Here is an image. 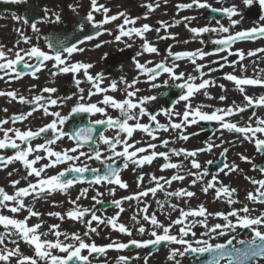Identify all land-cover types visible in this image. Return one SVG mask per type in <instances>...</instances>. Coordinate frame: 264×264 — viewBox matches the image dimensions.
I'll return each mask as SVG.
<instances>
[{"label": "snow or ice", "instance_id": "1", "mask_svg": "<svg viewBox=\"0 0 264 264\" xmlns=\"http://www.w3.org/2000/svg\"><path fill=\"white\" fill-rule=\"evenodd\" d=\"M10 2H19V0H10ZM243 4L248 7L253 5L254 0H242ZM259 7L261 10H264V0H258ZM91 10L87 13L85 17V21L95 29H97L95 36H100L103 34L99 29L102 28L104 24H108L112 21L120 19L123 17V23L118 25L119 34L115 36V41L121 42L122 37H127L129 39L135 37H140L143 40L141 45L142 51L137 52L136 56H140L143 53H157L158 50L155 46H153L146 38L145 33L151 31V27L148 24H144L141 27H129L126 28V25H135L136 19H130L126 16L125 13L120 12L116 15L109 16L107 13L109 9L102 4H98L97 0H90ZM195 5L198 8H210L211 6L205 2H201V0H192L190 4H182L177 7L180 9L192 8ZM73 11H75V7L69 5ZM148 11H154L155 7H159L158 4L155 6L152 4L145 5ZM212 11H217L223 13L230 21L231 26H236L239 21L232 19L234 16L240 15L238 9L235 5L226 8H212ZM43 15L39 18V22H48V23H59L60 16L57 13H52L55 17V20H51L49 18V12L47 9L42 10ZM103 12L104 18L101 21H96L94 18V13ZM147 18V16H145ZM14 19H21L20 17H14ZM138 19V18H137ZM185 19H190L186 17ZM261 20H264V15L260 16ZM25 24H29V20L27 18L23 19ZM161 26L165 29L170 25L165 24L164 22H160ZM219 25V21H217ZM30 27L34 33H39L40 29L37 26V22H31ZM188 27V25H185ZM83 28V25H81ZM19 32V30H17ZM104 31H108V34L112 33L105 29ZM157 32L160 29H156ZM190 32L199 36L203 33L209 32H220L227 33L228 35L213 40L212 43L215 45H219L216 49L217 52H222L231 49L232 44H234L237 40H254L256 38L264 37V25H260L258 27H253L248 30L238 31L234 34L230 33L229 27H224L223 25H219L218 28H210V27H200V28H190ZM21 38L24 43H29L30 38L24 36L21 33ZM167 37H161V39H165ZM94 36H86L85 40H92ZM84 41H80L83 43ZM187 42V41H185ZM204 43L203 40L200 41ZM19 43V41H17ZM126 47H131V44H126ZM95 47H101L100 44L95 45ZM49 48H53L54 51L50 54L41 50L37 46H32L29 49H21L20 51L15 52L14 58H8L6 51L3 49V46H0V80L5 79L7 77L9 80H19L24 75H31L34 79L37 78V73H39L43 68L46 67L45 62L52 61V67L56 71L51 72L52 76H56L58 74H73V81L76 86L79 88L81 81L76 78V74L80 73L83 70V74L87 82L92 85V89H89L87 95L91 98L93 95H97L100 93H106L109 90L117 91L118 84L116 81H113L108 88L100 87V84L103 80L102 74H97L95 77L90 75L88 70L93 67L92 64L82 63V62H70V58L75 52H83L84 49L77 46V44H71L70 46H66L64 43L60 41H55L49 43ZM8 52H11L12 49H8ZM23 53V55L21 54ZM257 53H264V48L256 49L255 51H248V56H255ZM229 55H237L240 60H243L245 54L237 50L235 53L229 51ZM107 54H105L106 56ZM209 53L197 49L194 52H179L172 53L169 51V56L173 57L175 60H180L187 58L193 64L196 65L195 70L200 73V76L203 77L204 73L202 69L205 67L201 64H196V59H203ZM27 57V59H25ZM222 59L227 60V57H222ZM31 61H35L33 64ZM133 61L135 64V68L138 69L141 74H148L149 80H155L161 73H167L172 80H183L184 82L181 84H177L176 87L183 90V94L179 96V101H185V110L182 113V117L179 123L171 122L169 126L161 125L156 120V115H152L147 112L146 108L143 106L147 101L155 100V96H148L138 98L137 100H133L134 97L137 96L139 89H135L134 85L137 83L136 80H133L132 83H128L124 80L123 77L120 78V83H124L126 85V89H134V90H126V95L123 100H117L113 96L104 95L103 99L99 102L103 104L105 107H99L97 103H85L84 96L81 95L77 101V103L71 108L68 116H62L60 112H50V106H57L60 98H52L51 96L45 97L42 94L34 96L31 100L26 99L24 96L19 95L16 91H0V96H6L11 98L13 101H18L21 104H33V107L30 111L26 113H21L19 115H13L10 119L13 124L17 122H22L26 120L28 117L32 116L34 111L42 110L45 115L52 116L53 119L50 123L40 127L37 131L25 130L21 131L15 128H4L3 125L9 123L8 119L0 120V132L3 133V138L0 139V149H14V155L7 157H0V164L4 167L7 164L12 163L14 161H19L27 171V175L30 177H35V182H29L26 187L16 188L14 194H8L3 188H0V208H8V210L12 213H18L21 210L27 209L28 215L24 217V219H16L9 217L7 215H0V226L3 227L5 231L0 232V262L3 264H10L11 258L16 257L15 264H91L90 257L93 254H104L107 249H117L123 250L129 247V244L134 245L136 248H148L149 246H160L162 244H178L183 246V250L180 249H172L168 255L169 260H175V257L178 255L180 257H184L186 253L196 254L197 256L203 255L205 253L208 254L207 259L203 260L201 264H220L222 260H227L228 264H256L257 259H264V212H261L259 215H252L253 210L250 209L247 204H245L240 209H232L228 213L217 212V213H208L207 209L203 205H199L197 208L193 209L191 207L178 208V205L169 204L168 207L172 211H179V216L175 220H171L168 225H164L157 219L155 213L149 215L148 214V205L140 209V212L143 213V220L149 222L153 226V230L147 233L151 238L147 240H135L132 239L128 243H110L105 246H98L94 242L88 243L85 241L82 236L77 232L65 233L59 231V225H50L49 232H40L39 229L42 227L41 223H37L35 225L29 226L28 220L31 217H39L41 214L39 212L34 211L32 208L27 207L24 203L23 198L28 196H34V198H39L41 194L51 195L54 192L66 193L69 188L75 185L78 182H87L93 185H116L121 189H126L128 184L121 179L120 172L121 169L119 167H115L117 159L123 160V168H127L129 163L135 165L136 167H143L145 164H151L157 157L163 158L165 163L161 165V171L165 169H180L184 167L182 164H176L170 162V156L168 152H157L154 149L157 147L156 144H148L147 148L145 147H136L135 145L140 143L136 141L134 143H129V139L132 137L133 132L136 130L145 132L148 136H150L153 140L157 139V136L154 135V132L163 130L168 131L169 127L172 130H180L184 127L192 124H197L199 121H216L219 123L220 128L227 130L230 133L239 134L242 136L244 140L249 141L254 144L255 150L258 153L264 155V118L257 116L256 112L253 111L251 115L248 117V120L244 123L243 126H240L238 123L226 121L225 117L235 115L237 113H243L249 108H258L264 107V95L259 97H251L246 94L244 86H260L264 87V79L261 78H248V77H237L233 74H225V79L234 82L238 91L244 96V101L246 102L243 105H236L233 102V105L228 106L227 108H217L212 112H205L202 110V106L193 107L190 103L191 98L201 90H205L208 87L214 84L213 81L208 79H202L200 83H194L197 77L192 75L185 76L184 73H176L174 69L178 67V65H173L172 67L166 66L164 63H158L155 67H146L144 64H141L135 57H133ZM217 63V62H214ZM235 63V62H233ZM22 65L23 69H30V72H24L18 68V66ZM224 65H220L223 67ZM243 65L241 68L243 70ZM209 71H216V69H209ZM167 83V81L165 82ZM33 87H35L33 85ZM152 87H159V85L153 83ZM223 89V85L220 86ZM57 91L54 87H45L41 90L42 93H55ZM79 92L83 93L84 89L79 88ZM204 95L209 99L212 97L208 94L207 91H204ZM64 100L72 99L71 96H67L63 98ZM219 99L221 101L225 100V96H220ZM112 108L114 110H118L120 115L117 118H113L108 115L106 112V108ZM138 109L137 111H133ZM7 111V109H5ZM86 113L89 115H95L97 113L105 116V119L91 121L90 124L94 125H103L107 129H116V135L114 137H108L104 134V132H100L99 141L106 145L110 151V155L104 157L102 159L101 152L96 149L94 150V155L89 156L90 159L94 158L98 161H101L102 164L105 165L103 174H101L100 169L89 168L87 166L77 167V166H69L64 170L60 171L56 175H42L46 172V169L54 168L58 164L65 163L66 161H74L78 159L77 156L69 155V152L75 153L89 141L93 140V132L95 129L93 127L88 128H79L73 134L69 135L68 138L75 140L76 146L65 150L64 152L55 151L51 145H54L57 140L61 139L63 136L68 135L64 131H62L63 125L68 120L69 116L73 114H81ZM166 115L171 116L173 113L171 110L165 111ZM176 116H181V113H175ZM148 116L150 121L155 122V128H150L148 124H142L139 122V117ZM255 119V124L253 125L252 121ZM135 120V124H129V121ZM58 125L60 127H58ZM51 132L52 136L45 139V143L37 144L34 147L31 144V141L37 137H40L42 133ZM9 133L14 134V138L9 136ZM121 133L125 134L121 137ZM259 134V135H258ZM191 135H197V133H192ZM180 139L188 140L189 135H185L181 132ZM19 141L17 143L16 141ZM169 143L168 140H162L161 146H167ZM26 145V147H21V145ZM117 145H122V150L117 151ZM213 147H220V145L208 144L206 148H199L196 150L188 151L186 149H170L172 155L180 156L184 155L185 158H191L190 164L191 169H196L198 171L192 172L188 171V175L194 177L191 183L194 185L198 181L203 180V177L208 176L210 173L207 168L201 171V164L198 162L195 157L199 152L211 151ZM130 149H133L130 151ZM148 149H153L150 154L140 156V153H146ZM43 151L45 155L42 157L40 155H35L34 158H29L33 153H39ZM228 149L225 148L223 152H221V156H225ZM80 155L83 156L85 153L80 152ZM54 157V160H50L49 163L43 164L40 167H34L41 159H47ZM240 159L249 164H252L253 171H259L262 176H264V166L257 165L253 163L252 159L240 155ZM106 161H111V163H107ZM214 161L209 160L207 164H213ZM227 170V171H225ZM239 167L236 164L229 165L227 162H223V166L219 168L217 174L212 175L211 180L205 182V185L202 187L201 191L205 194L208 193L210 189L215 190V199L220 200L224 199L229 205L237 203V200L233 199L234 194L236 193V189L230 188L227 185H224L221 181H219L218 176L219 173H223L224 175H228L233 172L239 171ZM90 172L91 179H87L85 177V173ZM67 173H76V176L72 178H65ZM11 175V173H9ZM27 179V177H25ZM144 176L140 175L137 177V187L141 186V182L143 181ZM184 175H173L170 179H165L164 177H156L152 176L150 182H154L155 186L147 188L138 193H134L132 196H126L121 199H113L110 203L113 205L118 211L111 217H101L96 215V212L90 208H82L77 204V201L81 199V197H86L89 189L84 188L81 190L80 195L76 197V200H70L69 203L73 205L67 213L63 216L60 213H49L51 216H56L57 218L63 220L64 216L67 218L79 221L84 223L87 231L83 233L84 237H89L90 233H97V227L101 224L110 225L113 230H116L120 233L127 234L129 236L132 235V232L123 224L119 223L120 213L124 211L122 207L123 200H133L141 197H148L149 194L155 196L157 191H162L164 185L160 183L161 180L164 181V184L171 185L173 181L184 180ZM245 179L254 186V191H248L246 199L249 202L254 204L264 205V179H255L250 176H245ZM12 186L15 188L16 185L19 184V181H12ZM219 185V187H217ZM110 195H115V188L108 189ZM102 195V193L97 192L96 196H93L92 199L97 204L103 203V201L99 200L97 197ZM169 197H176L177 199L186 197L191 198L195 196V193L192 191H188L186 189H178L175 192L166 193ZM9 202L13 206H10ZM187 203V200L185 201ZM157 204L163 209L164 204L157 201ZM94 208V206H93ZM243 213V215H241ZM90 215V219H85L86 216ZM209 216L220 217L224 223H217L212 226H208L207 219ZM230 217H235V222H233ZM189 218H192L189 220ZM202 218V219H196ZM134 221H137V216L134 215L132 217ZM93 221L96 222L97 227H93ZM187 221V223H186ZM139 221H137L138 223ZM199 224L200 226L207 229L206 232H202L201 236H209V239H214L216 236L223 237L229 235L230 233H234L237 228L244 230L247 229L251 238L248 240L245 239H236V236H232L230 239L226 241V243H217L212 244L209 243V240L204 239H196L194 241H189L186 239L189 235L192 237L196 236V233L192 231V229ZM174 226H179L178 234H172V228ZM159 229L160 231H157ZM138 233L143 235L146 233V229L143 225H141L137 229ZM49 234L55 237L54 240L44 239L43 237H47ZM215 234V235H212ZM63 236V240L60 237ZM19 238L23 240L27 245H29L33 251L34 255L29 256L25 255L20 251L19 244L16 239ZM11 240L13 244L16 246L14 248L9 249L6 245V241ZM236 240V243L240 245V247H236L233 245V241ZM70 241V242H69ZM195 244V246H194ZM53 250L61 253L62 255L53 254ZM84 251H87L88 255L82 254ZM128 260L127 257L120 256L118 257L119 264H126ZM145 264H147V259L145 258ZM175 264H180V261H176Z\"/></svg>", "mask_w": 264, "mask_h": 264}, {"label": "rangeland", "instance_id": "2", "mask_svg": "<svg viewBox=\"0 0 264 264\" xmlns=\"http://www.w3.org/2000/svg\"><path fill=\"white\" fill-rule=\"evenodd\" d=\"M36 2L37 4H39L40 6L44 7L45 9L48 10L49 12V18L51 20H55V17L52 15V13H57L60 16V21H65V20H69L72 18V16H75L77 14H82L84 16L87 15V13L91 10V4H90V0H22V2ZM163 1V2H162ZM212 1H216L217 4H212L210 5V10L212 8H226V7H231L233 5H235L238 9V12L240 13V15L234 16L232 19L238 20L239 23L236 26H231L230 25V21L229 19L224 15V17L222 19L219 20H215V19H208L207 17H205V15L203 17H201V26L200 27H210V28H218L219 25H223L224 27H229L230 28V32L235 33V31L238 30H242L245 27H256L257 25H261V19L260 16L264 15V10H261L259 7V3L258 0H254L253 5L246 7L242 0H206V2L212 3ZM98 4H102L105 7H107L109 9V12L107 13V15L112 16V15H116L120 12H123L126 14V16L130 19H136V23L135 25H129L131 27H141L144 24H148L151 27V36L152 39H150V41H154V43L152 44L153 46H155L158 50L157 53H149V54H143L141 56H136L137 52H140L142 50L141 46L136 47V51L134 52H124V41L125 39L122 38L121 42H117L115 41V36L119 34V29H118V25L123 23V17L120 19H117L115 21H112L108 24H104L102 26V28L100 29L101 32H103L102 35L100 36H95L94 39L92 40H88L85 43H81L79 44L78 47L83 48L84 51L83 52H79L78 54H85L86 55V59H90L92 61L96 62V65L98 67V71L96 73H92V76H96L98 73H101L103 77H112L116 80L117 84L120 85V87H118L117 91H114L115 93L121 92V90H124L121 93V100H123L125 98L126 95V90H134V89H126V85L124 83H120V78L123 77L125 81H127L128 83H132L133 80H136L138 85H143L146 90L144 93V97H148V96H155L156 99L152 100V102H158L159 104H162L163 106V102H161V100H159L158 95L159 93H161L162 91H164L165 89H169V91L171 92L172 95H176L179 96L181 94H183V90L182 89H171L168 87L169 81L172 80L169 75L167 73H162L160 74L154 81L153 80H149L148 75L145 76H134L132 74H130L131 69H124L123 66L125 64H127V61L130 59H133V57L136 58V60H138L141 64H144L146 67H150L152 68V66H155L158 63H164L166 66L172 67L173 65H183V68H181L182 73L183 72H188V74L197 77V79L195 81H193L194 83L198 84V80H202V79H208L211 80L210 75L208 74V70L213 68V66L215 67L216 63L218 60H220L222 57H227V60H222L221 63H217V66L215 67L216 70L221 71L220 73L223 74L222 71L227 72L228 74V68L231 67V63L233 61V58H230V56L226 53V52H217V45L213 44L212 41L216 40V39H220L226 35H228L227 33H220V32H209V33H203L199 36L193 34L192 32L189 31L190 28H200L199 25L198 27H196L195 24H184L185 22L188 21V19H185L186 14H181L176 15V13H179V11L181 10L180 8H178V5H182V4H189L190 1H186V0H171L168 3V0H97ZM202 2V0H201ZM148 4H152V5H156L158 4L159 7H155L154 11L149 12L147 7H145V5ZM69 5H72L73 7H75V11L72 10V8L69 7ZM209 9L206 11L208 13ZM250 12V16L252 19H248L246 13ZM206 13V14H207ZM200 12L196 13L197 17L199 16ZM13 14H9V13H1L0 14V46H3V49L6 51V54L8 56V58H14V54L17 51H20L21 49H29L32 46H37L39 47L41 50L48 52V53H52L49 48L45 45V41L43 40L44 37V33L47 30V25H45V22H39L37 23L38 28L40 29L39 33H34L30 27V25H26L25 23L21 22L20 19H14L15 16H17V14L15 16H12ZM145 16H147V18H145ZM19 17V16H17ZM94 18L96 21H101L104 18V13L103 12H96L94 13ZM138 18V19H137ZM217 21H219V25L217 24ZM160 22H164L167 25H170V31L165 33V34H160L161 36H159L157 39L153 38V33H157L156 29H161L163 28L161 26ZM248 22V25L246 24ZM172 25L175 26L174 29H172ZM182 25H188V27H180ZM125 27H128L125 26ZM105 29L109 30L112 34L109 35L108 31H104ZM19 30V32L17 31ZM21 33L24 36H27L30 38V42L29 43H24L23 39L21 38ZM161 37H167L165 39H161ZM172 37L177 38L178 40H181V42H179L178 44H176V49L172 50L170 52L172 53H179L180 51L183 52H194L197 49H201L207 53H209V55H206L203 59H196V64H201L204 65L205 67L202 69L204 76L201 77L200 73H198L195 68L196 65L193 64L190 60H188L187 58L184 59H180V60H175L173 57L169 56V51H167V47H169L171 45V41L170 39H172ZM203 40L204 43H201L200 41ZM17 41H19V43H17ZM187 41V42H185ZM254 44L259 41L255 46L256 49L258 47H264V39L262 38H257L254 40H251ZM262 41V43H261ZM100 44L101 47L97 48L95 47V45ZM134 46V45H132ZM184 46V49L181 50V48ZM255 46H253V44L250 42V40H242L240 42L239 50L242 51L245 54V57L247 59H250L252 61H257V62H253V64L251 65L252 68H254L257 72H261L264 71V62L260 57L255 56H248V50L250 51H255ZM8 49H12L11 52H8ZM77 53V52H75ZM23 55V53H21ZM74 54V53H73ZM105 54H107L105 56ZM25 59H27V57H25ZM111 60L112 64H113V69H108L107 68V63H109V60ZM235 59V58H234ZM33 64H35V61H31ZM52 61H47L45 62L46 67L43 68L39 73H37V78H33L31 75H24L21 79L19 80H9L7 77H5V79H3V82H0V91H16L19 95L24 96L26 99L31 100L34 96L36 95H43L45 97L51 96L52 98H60L59 103L61 104V108H60V104H58V108H53L50 109V112H60L62 116H68L69 112L71 111L69 109H63L64 108V104L67 105H75L79 99V97L81 95L84 96V101L85 103H94L95 98L91 97L89 98L87 93H80L79 92V88L77 86L73 87L71 86L68 82H67V77L65 76V74H58L56 76H52L51 72L56 71L55 69H53L52 67ZM220 65H224L223 67H220ZM135 66V64L133 65ZM187 67V68H186ZM126 70V71H124ZM177 68V67H176ZM174 69L175 72H178L177 69ZM0 75H2V73H0ZM73 75V74H70ZM132 75V76H131ZM215 76L218 75L217 73L214 74ZM261 76V75H260ZM259 76V77H260ZM47 77V87H54L57 89V91L55 93H42L40 89V86L42 84V81L46 80ZM258 77V76H257ZM258 77V78H259ZM264 77V76H262ZM167 81V83H165ZM212 81V80H211ZM155 83L157 85H159V87H152V84ZM66 84V90H63L62 86ZM105 84L104 83V79L102 80L101 85ZM33 85L35 87H33ZM107 87H109V85H105ZM136 87L138 86H134V88L136 89ZM211 87V86H210ZM148 89V92H147ZM94 91V90H93ZM204 91H207L208 94L212 97V99H209L208 97H206L204 95ZM202 92V93H201ZM200 93H196L195 97L193 98L194 100H190V103L193 107H197V106H202V110L205 112H212L217 108H221L223 109V107H217L216 105V99L217 97L215 95H212L211 91L203 90ZM179 93V94H178ZM258 93L262 94L264 93V89L260 90ZM237 94V102H240V105L245 104L246 102L244 101V96L238 92ZM247 95L254 97V93L249 92L246 93ZM67 96H71L72 99L70 100H64V97ZM133 100H137L136 97L133 98ZM98 102H100L99 100H97ZM196 101H201V102H196ZM185 101H178V104L175 105V107L173 109H168L167 105L164 104V110H171L172 111V115L170 116L172 119H176L179 117H182V113L185 110ZM33 107H35V105L29 103V104H21L18 101H13L11 100V98L6 97V96H0V120L4 119V118H8L11 117V115L13 114H21V113H26L28 111H30ZM5 109H7V111H5ZM112 109V108H111ZM162 109V108H161ZM165 111L163 113V115L165 114ZM113 112V117L117 118L119 117L120 113L118 110H114L112 109ZM255 112L257 114V116L264 118V109L263 107H258L255 109ZM175 113H181V116H176ZM252 111L247 109L246 111H244L243 113H239V114H235V115H239L241 116L240 118H243L245 120L248 119V117L251 115ZM33 121H34V129L41 127L40 125L45 124V120H50L46 123H50L53 119H55L52 116H48L45 115L43 113L42 110H37L34 111L33 114ZM169 116V115H166ZM234 116V115H233ZM144 118H149L148 116H144ZM144 118H139V120H142ZM131 122V121H129ZM253 122L255 123V119H253ZM213 123L216 126V130L211 134V135H206L205 134V128L204 126L200 123V121L197 124H192V127L194 129H196L195 131L197 132V134L199 136H201L202 142L199 143V148H202V146H204L203 148H206L208 146V144H215L217 140H219L220 138V133L219 130L222 131L224 129L220 128V125L218 122L213 121ZM59 126V125H58ZM64 131V130H62ZM104 134L108 137H114L116 135V129H109L106 130L104 132ZM259 135V134H258ZM52 136L51 132L48 133H42L40 135V137H38V140H36V144L35 143H31L32 146L34 147L37 144H43L45 143V139L49 138ZM123 136V134L121 133V137ZM226 136H224L225 138ZM242 136L239 135H235V134H230V142L228 143L230 146L225 147L228 149L227 153L224 156V161L223 162H227L229 165H231L230 163L235 159L236 153L233 152L234 147L231 146V143H236L237 145H241V144H245L247 146V149H252V153L253 154H257L258 152L255 150L254 144L250 143L247 140H244L243 138H240ZM240 138V140H239ZM238 139V140H235ZM17 143H19V141H16ZM100 143V144H99ZM169 145V144H168ZM166 146L165 148H158L155 151L157 152H168L170 153V148L173 149L174 146ZM76 146V143H74L73 141H70L67 139V135L63 136L61 139L57 140V142L54 145H51L50 147H52L55 151H60V152H64L65 150L71 149L73 147ZM21 147H26V145H21ZM190 146L188 147H183L182 149H188ZM224 147H222L220 149V151L215 152L214 154H212L211 151H206V152H199L197 154V158L195 157V159L198 160V162L201 164V171L205 168H207V161L212 160V161H216L221 155V152H223V150L225 149ZM98 149L100 152H103L102 155V159L104 157H107L109 155H107L108 153H110L108 147L104 144H102L99 141V137L98 140L96 142V145L93 146L92 148L89 147H81L77 150V152L72 153L69 152V155H74L77 156L78 159L74 160V161H66L65 163L62 164H58L56 165V167L54 168H49L48 170H46V172L42 175H47V176H51V175H56L57 173H59L60 171L64 170L65 168L69 167V166H77V167H82V166H87L89 168H94L96 166H99V161H95L94 158L90 159L89 156H93L94 155V150ZM5 150V151H4ZM117 151L122 150V145H117L116 148ZM4 155L9 156V155H14L15 150L14 149H3ZM151 151H153V149H149V151L146 153L150 154ZM80 152L85 153V155L81 156ZM1 153V152H0ZM40 156H44L45 153L43 151L37 153ZM212 154V155H211ZM245 156L253 159V157L249 156V153L246 154ZM55 158H47V159H41L39 161V163L42 162V164H46L49 163L50 160H54ZM191 159V158H190ZM117 160H122V159H117ZM186 160V158H185ZM181 161V159H171L170 158V162H179ZM106 162H111V161H106ZM162 162H165L163 158L157 157L151 164H146L149 167H155L158 164H161ZM38 166V163L36 164ZM145 165V166H146ZM223 165V163H222ZM191 166V165H190ZM22 169H24V166L22 165ZM208 169V168H207ZM127 170L129 172L128 175H126L127 177L130 176V174L132 173H136L138 171L143 172V173H147V168H140V167H136L135 165L129 163ZM126 171V170H125ZM125 171L121 172V176L123 177L125 174ZM191 171H198L196 169H191ZM219 171V169L217 168H211L209 171V175L203 177L208 178L211 180L212 175L217 174ZM227 171V170H225ZM259 172V171H257ZM12 173V172H9ZM8 172H4L1 171V175H0V188H3L8 194L12 195L14 194V192L11 190L10 186H8V182L11 180H14L16 178H18V173H13L11 175H9ZM170 174H179V175H184L185 179L184 180H179L176 181L177 182V186L188 182L189 185H192L191 181L192 179H194L193 177H190V175L188 176L187 170H182V168L180 169H176L174 171H170ZM231 174V173H230ZM228 174L227 176L224 175L223 173H219L218 179L219 181H221L222 183L226 182L227 178L229 177ZM259 174H261L259 172ZM9 175V176H8ZM125 176V177H126ZM262 176V175H261ZM261 179H264V176H262ZM160 182L163 183L164 188L162 191H157V193L155 194V196H152L150 194V197L155 201V204H153L151 202V200H147V199H133V200H123L122 202V207L124 208L125 211H129V208H127V205H135V210L132 208L130 209V211L132 210L134 213L131 216V218L128 219H123L122 215L123 213H121L120 217V221L121 223L125 224L127 226V228L131 231V232H136L138 234V236H133L134 233H132L131 236H129V238H143V239H149L151 238L147 232L143 235L139 234L137 229L138 227H140V224L143 225L145 227V229L147 230L151 228L153 229V226L147 222L143 220V213L136 212V208L138 205H140V208L142 209L145 204L148 205L149 208V212L148 214L151 215L153 213H155V215L157 216V219L162 222L164 225H168L170 223L171 220H175L177 219V217L179 216V211L177 212H170L169 214H161L158 213L157 211L154 210V207L157 206V201H159L160 197H163L164 199V193L167 189H169L170 185L164 184L163 180H161ZM173 183V182H172ZM197 185L199 184V181L196 183ZM147 185H152L151 182H149V180L147 179V183L145 185V187ZM246 187H245V195L247 196V192L248 191H254V186L251 185L249 182H246ZM93 184H89V183H83V184H79L76 183L75 185H73V188H77V190H79V192H81L82 189L84 188H88L89 189V193L91 194L93 191ZM108 184H105V186L103 187L102 185L100 187V190L98 191L99 193H102V195H100V197H105L106 198H111V199H119L120 196L119 194H116L114 196V198L110 197V195L108 194L106 187L108 188ZM154 187V185H152ZM110 187V186H109ZM112 187V186H111ZM137 187V186H136ZM128 189L130 190H126V192L129 193V196H131L132 193H136L137 190L132 189L131 190V184L128 185ZM93 190V191H91ZM247 190V191H246ZM96 192V191H95ZM211 192L213 193L214 190L211 189ZM89 194V195H90ZM99 198V196L97 197ZM101 199V198H100ZM92 197L87 198L86 202L84 203V207L83 208H90L92 209L93 206L95 205L93 202L91 201ZM105 200V199H102ZM175 202H177V199H175ZM184 203V202H183ZM183 203H181L179 205L178 208H181ZM252 203V202H251ZM10 206H13L11 204V202L9 203ZM254 204V203H252ZM261 205V204H259ZM143 206V207H142ZM73 208V207H72ZM8 209V208H6ZM118 211V209H107L106 211H96V215L101 216V217H111L113 216L116 212ZM225 213L229 212V207L228 205H225ZM261 212H264V206L262 205L261 210L260 209H255L254 210V216L259 215ZM12 213V212H11ZM0 215H5V213H1ZM136 215L137 216V221H139L137 223V221H134L132 219V217ZM243 215V214H242ZM12 218H16V219H24V217H22L21 213H12ZM214 216H209L207 219V224L208 226H212L215 225L217 223H212L210 222L211 219H213ZM90 219V215L86 216V220ZM192 218H189V220H191ZM198 219V218H196ZM229 219H231L233 222H235V217H230ZM129 221V223H128ZM128 223V224H127ZM187 223V221H186ZM223 222H221L220 224H223ZM42 227H44L45 229L43 230L44 232H49V226L53 224L52 220H48L46 218L43 219V222H41ZM78 225V224H76ZM101 225H106V224H101ZM93 227H97V224L95 221H93L92 224ZM110 226V225H108ZM99 227L100 225L97 227V233H90L89 237H87L85 239L86 242L88 243H92L94 242L95 244L97 243H101L103 241H99L98 239L95 238V235H97L99 232ZM179 228V226H174ZM172 228V231L177 232L176 228ZM61 229H59V231L61 232H67V229H64L63 227H59ZM73 230H75V232L79 233L82 238L83 233L85 231H87V228L79 231L78 230V226L73 227ZM5 231L3 229L2 226H0V232ZM116 231V230H115ZM115 231H111L113 233H115ZM192 231H194L196 233L195 237H192L191 235H189V237L192 239L194 238H202L204 240H209V243L212 244H217V243H224L225 241H227L228 239H230L233 235L236 236V239H250L251 238V234L247 229L241 230L239 228L236 229V231L234 233H230L229 235L223 236V237H219L216 236L214 239H209V236H201L202 232H206L207 229L204 227L199 226V224H197ZM118 232V231H117ZM116 232V233H117ZM115 233V234H116ZM215 235V234H212ZM85 238V237H84ZM128 236L125 237L123 235H119L117 239H114V241L118 242V241H124L126 239H129ZM45 239L48 240H54L55 237L51 234H49ZM61 240H63V236L60 237ZM70 242V241H69ZM237 244L236 240L233 241V245ZM176 245H172L169 248H175ZM178 247V246H176ZM53 254H61L55 250H53ZM256 264H264V259H257Z\"/></svg>", "mask_w": 264, "mask_h": 264}, {"label": "bare ground", "instance_id": "3", "mask_svg": "<svg viewBox=\"0 0 264 264\" xmlns=\"http://www.w3.org/2000/svg\"><path fill=\"white\" fill-rule=\"evenodd\" d=\"M170 1L171 0H168V3ZM177 1H180V0H177ZM186 1H190L189 4L192 2V0H186ZM202 2H205V0H202ZM207 4L212 5V4H217V3H216V1H212V3L207 2ZM206 9L207 8H198L195 5H193L192 8L181 9L179 11V13H176V15L180 16L181 14H186V16H188V18H190V19H188V21L185 22L184 24H188L189 25V24L193 23V24L196 25V27H198V25L200 27L201 26V24H200L201 23V17H197L196 13L200 12L202 14V13H204V11ZM184 26L185 25H182L180 27L182 28ZM129 27H131V26L128 25V27H126V28H129ZM174 27L175 26L172 25V29H174ZM169 31H170V27H167L166 29L163 27V28L160 29L159 32H157V33L154 32L153 33V38L157 39L159 36L169 32ZM144 35H145V38L151 44L154 43V41H150V39H152L151 31L145 33ZM122 38L125 39L123 45H126V44L134 45V46H131V47L124 46V51H132V52H134V51H136L135 48L136 47L140 48V46L143 43V40L140 37L133 36V38H131V39H129L127 37H122ZM122 38H121V40H122ZM179 42H181V40H178L177 38H173V40L171 42L172 46L169 47V51L175 50L176 49V44H178ZM250 42L255 46L259 41H257L255 44L252 41H250ZM255 48H256V46H255ZM260 48H263V46L262 47H258L257 49H260ZM182 49H184V46L181 48V50ZM78 53L79 52L74 54V56L72 57L70 62H72V63L82 62V63L92 64L93 67H91L88 70V72H89L90 75L92 73H96L98 71V67L96 65V62L92 61L90 59L87 60L85 54H78ZM143 54L145 55V54H149V53L145 52ZM256 56L260 57L263 60V62H264V53H257ZM221 62H222V59L217 61V63H221ZM253 62H257V61H252L250 59H247L246 57H244L243 60H240L238 58V59H236L235 63H233L230 68H228V74L230 73V74L236 75L237 77H248V78H258L261 75L259 78L264 79V77H262V76H264V71L257 72L254 68H252L251 65L253 64ZM217 63L215 65V67L217 66ZM133 65H134V61H133V59L131 60V57H130V59L127 61V64H125L123 66V68L124 69H129ZM241 65L244 66L243 70L241 68ZM215 67L213 66V68H211V69H215ZM181 68H183V65H180V66H178L176 68L177 71H178L176 73H182ZM220 72L221 71H218V70H216V71H209L208 70V74L210 75V78L214 82V84L211 87H208L207 90L211 91L212 94L217 97V99H216L217 107L227 108L228 106L233 105V102H235L236 105H240V102H237V100H236L237 97H236L235 93L238 92V89H237L236 85L234 84V82L225 79L224 78V74H222ZM183 73L185 74V76L189 75L188 72H183ZM216 73L218 75L215 76L214 74H216ZM98 74H101V73H98ZM67 75H68V73L66 74V76ZM76 78L81 81V83L79 85V88H83L84 89L83 93H88L89 89H92V85L89 82H87V80L85 79V76L83 74V70H81L80 73L76 74ZM103 79H104V83L105 84L100 86L102 88H108L105 85H110L113 81H116L111 76L110 77H108V76L107 77H103ZM69 81H70V83H71V85L73 87L76 86V84L73 81V77H69ZM183 82H184L183 80H173V81H171V85L173 87H176L177 84H181ZM200 82L201 81L198 80V83H200ZM47 83H48V81H47V78H46V80L42 81L40 89L45 88ZM221 85H223V89L220 87ZM118 87H120V85H118ZM244 87H245V92L246 93H249V92L254 93V98L255 97H259L261 95H264V93H262V94L258 93L260 90H263L264 87H260V86H244ZM92 90H94V89H92ZM123 91L124 90H121V92L115 93L114 91L109 90L106 93H100V94H97V95H93L92 97L97 99V100H99V101H101L103 99L104 95H110V96H113L117 100H121V96L120 95H121V93ZM147 91H148V89H147ZM201 91H203V90H201ZM200 92H198V93H200ZM143 93H145V91L142 89V90H139L137 95L142 96ZM220 96H225L226 99L221 101L219 99ZM194 97H195V95L192 97V99ZM97 100H95L94 103H97L99 107H105L103 104L99 103ZM196 102H201V101H196ZM201 103H203V102H201ZM58 104H60V103L58 102ZM73 106L74 105H69L67 108L73 107ZM144 106L146 107L147 112H149L152 115H154V114L156 115V120L161 125L169 126L170 121L179 123V120H180L179 118H178V120L175 121L170 116L166 117V115H162L163 113L162 114L161 113H157V110L159 109V106H161L160 104L151 105L150 101H147L144 104ZM48 107H49V109H53L55 107L58 108V105L57 106H50L49 105ZM61 107L62 106L60 104V108ZM263 109H264V107H263ZM136 110H138V109H135L133 111H136ZM161 112H162V109H161ZM14 115H18V114L16 113ZM239 115H234V116L232 115V116L225 117V120L226 121H230V122H234V123H238L240 126H243L244 123L248 119L245 120L243 118H240L241 116H239ZM8 120H9V123L3 125L4 128H15V129H19L21 131H25V130H29L30 129V130L34 131L33 116H30L26 120H24L22 122H17L15 124H13L11 122L10 118ZM139 122L142 123V124H148L150 128H155V122L150 121V119L144 118V120H139ZM135 123H136L135 120H132L131 122H129V124H135ZM252 123H253V125L255 124L253 121H252ZM195 130L196 129H194L192 127V125H188V126L184 127L183 129H180V130H172L169 127L168 131L159 130V131L154 132V135L157 136V139H155V140H153L145 132L136 130V131L133 132V135L129 139L128 142L129 143H134L136 141H139L140 143L136 144L135 146L136 147H145V148H147V145L150 144V143L151 144H156L157 147L154 149V150H156L158 148H165L166 146H161V141L162 140H168L169 141V143H168L169 145L168 146H171V145L174 146L173 149L179 150V149H182L183 147L190 146L186 150L192 151V150L198 149L199 143L202 142L201 136H199L198 134L197 135H191L192 133H197ZM181 132L183 134H185V135H189V139L186 140V141L180 139L179 136H180ZM219 133H220V138H219V140L216 141V143L214 145H220V147H213L212 150H211L212 154H214L215 152L220 151V149L222 147L225 148V147L230 146L228 144L230 142V140H229L230 134L239 135V134H236V133H230L227 130H222V131L219 130ZM9 136L14 138V134L13 133H9ZM224 136H226V137L224 138ZM2 138H3V133L0 132V139H2ZM240 138H243V137H240ZM240 138H239V140H240ZM235 140H238V139H235ZM31 143H35L36 144L35 139H33L31 141ZM231 144H232L231 146L234 147L233 152L236 153V156H235V159L230 164L234 163V164L238 165L240 170L237 171V172L231 173L229 175V177L227 178L226 182H224L223 184L229 186L230 188L236 189V193L234 194L233 199L237 200L238 201L237 203L229 205L224 199H220V200L215 199V190L214 189H213L214 190L213 193L211 192V189H210L208 191V193L205 194L203 191H201V189L205 185V182L210 180V179H208V178L204 179L203 178V180L199 181L198 185L197 184L189 185V183L186 182V183H183V184L177 186V182H173L169 186V189H167L165 191V193H164L165 198L166 197L167 198L166 199L159 198V202L164 204V208L162 209L157 204V206L154 207V210L157 211L158 213H161V214H169L170 212H176V211H172L168 207L169 204H175V205H178V207H179V205L181 203H183V202L184 203H183L181 208L187 209L188 207H191V208L195 209L199 205H203L207 209L208 213H217V212L225 213L224 212L225 205H228L229 211H231L232 209H240L245 204H247V206L250 209L253 210L252 215L254 214V210L255 209H260L261 210L262 205L252 204L251 202L247 201V199H246V195H245V187H246V185L245 184L248 181L245 179V176H250V177H253L255 179H261L262 176H261V174H259V172L252 170V164H249V163H247L245 161H242L240 159V155H244L245 156L246 154L249 153V156L253 157V159H252L253 163L258 164L259 156L257 154H253L252 153V149L251 150L247 149V146L245 144L237 145L235 142L231 143ZM203 147L204 146H202V148ZM1 150L2 149H0V151ZM131 150H133V149H131ZM101 154L103 155V152H101ZM108 154H110V153H108ZM144 154H146V153H140L138 155L143 156ZM35 155H37V153H33L29 158L30 159L34 158ZM169 156H170L171 159H175V158L177 160L181 159L180 164H182L184 166V167H182V169L183 170H187V173H188L189 170H191L190 158H187L185 160V156L183 154L180 155V156H175V155H172L171 152L169 153ZM0 157H5V156L0 153ZM41 165H43L42 162L41 163L38 162V166L34 165V167L38 168ZM46 170H48V169H46ZM174 170L175 169H172V171H174ZM1 171L8 172V173L12 172L11 174L18 173V178L8 182V186H10L11 190L14 193L16 191V188L26 187L27 184L30 181L31 182H35V180H36L35 177H30V176L27 175L26 169L25 168L22 169V164L19 161H14L12 163H9V164H7L6 167H4L2 164H0V175H1ZM192 172H196V171H192ZM168 174L163 172V171H160L158 168L157 169L155 168V169L150 170V174L149 175L150 176L154 175L156 177H161V176H165L166 177V176H168ZM25 177H27V179H25ZM190 177H192V176H190ZM12 181H19V184L16 185V187L14 188L12 186V183H11ZM72 187L69 188L66 193H61V192L57 191V192L52 193L51 195L41 194V196L39 198H34V196L24 197L23 200H24L25 205L27 207L32 208L34 211L39 212L41 214L39 217H31L28 220L29 226L35 225L37 223H40L39 218H41V221H43V219L46 218L48 220H52L53 221L52 225L58 224L59 226L63 227L64 229H67L66 233H72V229H73V227L76 226V224H78L77 226H78V230L79 231H82V230L86 229V226H85L84 223H81L79 221L71 220V219L67 218V216H64V219L61 220V219L57 218L56 216L49 215V213H60L63 216L65 213H67L73 207V205L70 204L69 201L70 200H76V197L78 195H80L81 192L72 189ZM217 187H219V185H217ZM178 189H186L188 191H192V192L195 193V196H193L191 198L183 197V198L177 199L176 197H169V196L166 195V193L175 192ZM89 194L90 193L88 192L86 197H81V199L79 201H77V204L79 206H81L82 208L84 207V205H85L84 203L86 202L87 198L96 196L97 192L94 191L90 195ZM175 199H177V202H175ZM186 200H187V203H185ZM91 201H93V199ZM177 212H178V210H177ZM19 213L22 214V217H25V216L28 215L27 209L21 210ZM242 214L243 213H241V215ZM85 219H86V217H85ZM198 219H202V218H198ZM210 222H212V223L213 222L214 223H221V222H223V220L220 217H215L214 216V218L211 219ZM44 229L45 228L42 229V227H41L39 229V231L40 232H44L43 231ZM59 229H61V228H59ZM73 232H74V230H73ZM43 238L45 239L46 237H43Z\"/></svg>", "mask_w": 264, "mask_h": 264}, {"label": "flooded vegetation", "instance_id": "4", "mask_svg": "<svg viewBox=\"0 0 264 264\" xmlns=\"http://www.w3.org/2000/svg\"><path fill=\"white\" fill-rule=\"evenodd\" d=\"M125 169L127 168H124L123 170ZM126 179L127 177L124 178V180ZM132 184H135V183H132ZM144 185H146V183L144 182V179H143V181L141 182V186L138 188L141 189L143 188ZM127 208H129V211L128 210L123 211L124 218H128L133 215L134 212L132 210L130 211V209L133 208L135 210V207L131 205H127ZM140 209H141L140 205H138L136 208V212H139ZM174 228L177 229V227H174ZM176 233H178V231L177 232L172 231V234H176ZM186 239H188L189 241H192L190 237H186ZM17 242L19 244L20 251L23 254L29 255V256L34 255L33 249H31L30 246L25 245V242L23 240H17ZM6 245L9 249L14 248L16 246L15 244L11 242V240H7ZM172 245H176L178 247L175 246V248L170 249L169 247ZM172 249L183 250V246L178 245V244H162L160 246H157L156 248H153L152 246H149L148 248H136L135 246L134 247L129 246L127 249H123V250H117L114 248V249L106 250L104 254H99V255L93 254L90 257V261H91V264H119L118 257L124 256L128 258L126 262L133 261L134 264H145V258L147 259V264H175L176 261H180V264H186L185 260H181L180 256L178 255L175 257V260L168 259V255ZM82 254L88 255L87 251H84ZM55 255H62V254H55ZM16 259H17L16 257H12L10 264H15ZM0 264H3V262H0ZM40 264H43V262H40Z\"/></svg>", "mask_w": 264, "mask_h": 264}, {"label": "water", "instance_id": "5", "mask_svg": "<svg viewBox=\"0 0 264 264\" xmlns=\"http://www.w3.org/2000/svg\"><path fill=\"white\" fill-rule=\"evenodd\" d=\"M29 15V14H28Z\"/></svg>", "mask_w": 264, "mask_h": 264}]
</instances>
